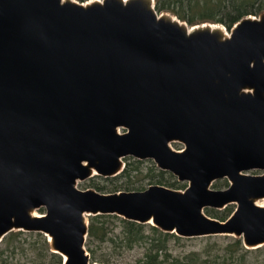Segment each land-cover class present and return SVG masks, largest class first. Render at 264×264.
Returning <instances> with one entry per match:
<instances>
[{
	"label": "water",
	"instance_id": "obj_1",
	"mask_svg": "<svg viewBox=\"0 0 264 264\" xmlns=\"http://www.w3.org/2000/svg\"><path fill=\"white\" fill-rule=\"evenodd\" d=\"M128 156L189 185L78 187L117 176ZM263 201L264 13L229 30L155 0H0V243L41 232L63 264H108L86 248L89 216L115 214L257 248ZM230 204L226 220L205 213Z\"/></svg>",
	"mask_w": 264,
	"mask_h": 264
},
{
	"label": "trees",
	"instance_id": "obj_2",
	"mask_svg": "<svg viewBox=\"0 0 264 264\" xmlns=\"http://www.w3.org/2000/svg\"><path fill=\"white\" fill-rule=\"evenodd\" d=\"M84 1V0H82ZM156 9L158 12H170L176 15L190 25L201 24L205 22L223 24L227 29L239 22L247 16H259L264 13V0H155ZM126 159V167L124 170L109 180L116 181L112 185L109 192H117L121 190H144L137 184L139 181L132 180L135 171H139L140 165L144 161L136 159L134 162ZM155 169V168H154ZM164 171V170H163ZM162 173V171H161ZM260 171H255L253 174H258ZM122 180V182L120 181ZM166 185L163 180L159 182ZM172 184V183H171ZM173 185V184H172ZM105 186L97 185L96 189L102 191ZM43 210V209H40ZM232 212L224 215L226 220ZM113 219H120L122 222L123 237L129 245L133 246L142 241L149 242L144 259L141 264H264V259L260 258L264 255V245L257 248H247L242 238L231 235H215L211 237H223L227 241H217L208 243L201 251H190L183 256L174 257L169 251L170 240L175 237L181 239L183 237L175 233L164 232L154 225L148 223H139L136 221L121 218L115 214H98L89 216V230L86 241L87 250L91 255L92 261L109 263L110 259L106 256L98 257L96 255L97 247L110 239L111 224ZM153 234H147V227ZM41 232H25L12 231L0 243V264H14L9 261L12 256L28 251L39 250L52 257L55 264H63V257L51 251L48 241H43L38 248L37 237L41 236ZM29 237H34L35 241H30ZM40 239V238H39ZM190 239V238H186ZM35 242H37L35 244ZM37 245V246H36ZM18 264H27V262H19Z\"/></svg>",
	"mask_w": 264,
	"mask_h": 264
},
{
	"label": "rangeland",
	"instance_id": "obj_3",
	"mask_svg": "<svg viewBox=\"0 0 264 264\" xmlns=\"http://www.w3.org/2000/svg\"><path fill=\"white\" fill-rule=\"evenodd\" d=\"M79 2L88 3L92 0H76ZM102 1V0H101ZM123 131V130H121ZM172 148L179 150L184 147V145L180 142H172L171 143ZM128 161L134 162L136 159L132 156ZM144 162L140 165L139 171L134 172V176L132 177V180L139 181L138 186L140 188H148L150 185L160 184V180L165 181L167 187L173 188V189H179L184 190L188 185L189 182L187 181H179L178 177L174 175L170 171H163L160 169L156 162L153 159H146L143 160ZM155 168V169H154ZM162 171V173H161ZM110 178L94 174V176L84 180V181H78V187L81 189H96L97 185L105 186L101 192L109 193V191L112 189V185L116 183V181L109 180ZM122 182V180L120 179ZM173 185H172V184ZM230 185V182L227 178L219 179L214 182L212 188L216 190H224L228 188ZM124 191V190H121ZM126 191V190H125ZM264 204V201L262 202ZM237 207L236 204H230L224 209H216L207 207L205 209V213L209 215L210 217L222 220L225 218L224 215H226L228 212H233L235 208ZM38 213L45 212V209L43 210H37ZM232 214V213H231ZM121 217V216H120ZM123 218V217H121ZM111 232H110V239H108L106 242H104L100 248L97 247L96 255L98 257L100 256H106L110 259L108 264H141V261L144 259L147 248L149 247V242L142 241L137 244H134L133 246L129 245L128 242H126L125 238L123 237L122 231V222L120 219H113L111 221ZM149 225H152L148 223ZM29 232V231H25ZM38 233V232H34ZM147 234H153L152 231L149 229V226L147 227ZM171 233V232H170ZM176 234V233H175ZM41 236L37 237L36 240H40L38 242V248L41 247L44 239L45 241H48V236H46L44 233L40 234ZM177 235V234H176ZM179 236V235H178ZM215 236V235H212ZM30 241H35L34 237H29ZM33 238V239H32ZM40 238V239H39ZM187 237H183L181 239H176L173 237L170 240L169 243V251L171 252V255L174 257L177 256H183L190 251H201L208 243L214 242L215 240L221 242H226L227 239L221 237H207V236H201V237H192L190 239H186ZM49 242V241H48ZM37 242H35L36 244ZM50 245V243H49ZM37 246V245H36ZM51 247V245H50ZM87 248V246H86ZM52 251V248H51ZM41 252L39 250L35 251H28V253H20L17 255H13L12 258L9 259V261L13 262L14 264H18L19 262H27V264H55L52 260V257L45 253V250H43V254H40ZM260 258L264 259V255ZM93 262H99V261H93ZM101 263V262H100ZM104 263V262H103Z\"/></svg>",
	"mask_w": 264,
	"mask_h": 264
},
{
	"label": "flooded vegetation",
	"instance_id": "obj_4",
	"mask_svg": "<svg viewBox=\"0 0 264 264\" xmlns=\"http://www.w3.org/2000/svg\"><path fill=\"white\" fill-rule=\"evenodd\" d=\"M121 130H123V129H120V131ZM181 143V142H180ZM183 144V143H182ZM184 145V144H183ZM185 150V145H184V147L183 148H181V149H179V151H184ZM130 156H128V157H126V158H124V162H125V167H126V159L127 158H129ZM135 158V157H134ZM135 159H137V158H135ZM140 160V159H139ZM124 167V168H125ZM166 171V170H165ZM256 171H258V170H256ZM253 172H255V171H252L251 173L253 174ZM260 173H261V171H260ZM260 173H258V174H260ZM233 213V212H232Z\"/></svg>",
	"mask_w": 264,
	"mask_h": 264
},
{
	"label": "bare ground",
	"instance_id": "obj_5",
	"mask_svg": "<svg viewBox=\"0 0 264 264\" xmlns=\"http://www.w3.org/2000/svg\"><path fill=\"white\" fill-rule=\"evenodd\" d=\"M92 1H95V0H92ZM101 1V0H100Z\"/></svg>",
	"mask_w": 264,
	"mask_h": 264
}]
</instances>
